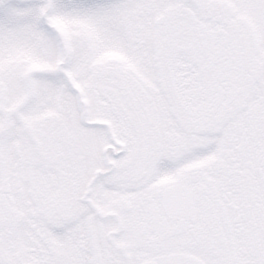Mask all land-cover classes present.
Instances as JSON below:
<instances>
[{
  "label": "snow or ice",
  "instance_id": "obj_1",
  "mask_svg": "<svg viewBox=\"0 0 264 264\" xmlns=\"http://www.w3.org/2000/svg\"><path fill=\"white\" fill-rule=\"evenodd\" d=\"M0 264H264V0H0Z\"/></svg>",
  "mask_w": 264,
  "mask_h": 264
}]
</instances>
